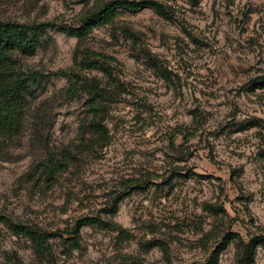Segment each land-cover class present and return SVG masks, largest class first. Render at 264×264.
Segmentation results:
<instances>
[{
  "label": "rangeland",
  "instance_id": "374dc122",
  "mask_svg": "<svg viewBox=\"0 0 264 264\" xmlns=\"http://www.w3.org/2000/svg\"><path fill=\"white\" fill-rule=\"evenodd\" d=\"M94 1L0 0V20L72 26ZM131 1L168 18L120 12L85 41L117 60L115 83L80 71L77 40L58 31L22 57L47 84L0 156V264H204L227 237L220 264H239L238 238L264 233V0ZM63 72L118 88L107 145L85 146L88 95L68 96ZM15 225L50 234L48 254Z\"/></svg>",
  "mask_w": 264,
  "mask_h": 264
},
{
  "label": "trees",
  "instance_id": "16d2710c",
  "mask_svg": "<svg viewBox=\"0 0 264 264\" xmlns=\"http://www.w3.org/2000/svg\"><path fill=\"white\" fill-rule=\"evenodd\" d=\"M144 9H152L161 17L168 18L165 7L155 1L95 0L91 7L86 6L78 22L72 26L0 20V156L8 143L22 133L30 100L37 93H44L46 90L47 77L38 71L24 69L22 57L33 56L39 48L47 47L51 40L48 32L58 31L77 40L74 62L81 69L80 71L97 70L110 82H114L113 63L117 60L87 49L84 45L85 41L95 29L113 24L120 12H139ZM62 76L70 83L68 96H76L78 89L88 95L87 107L91 119L87 126L93 135L85 146L93 148L96 145H107L110 134L104 124L105 117L112 104L117 102L118 88H111L113 85L111 83L104 87L97 79L82 80L79 74L63 72ZM260 86L264 88V81L260 82ZM84 125L85 123L82 124ZM68 163L67 160L57 163L50 161L44 167L49 175L55 176L64 171ZM80 226L108 228L109 223L97 218H85L80 221ZM13 227L17 234L27 237L33 243L38 255L48 254L50 234L23 225ZM233 240L236 239L227 237L224 245L219 247L204 264H220L222 251ZM236 242L239 264H257V249L260 247L264 250V233L248 242L239 237Z\"/></svg>",
  "mask_w": 264,
  "mask_h": 264
}]
</instances>
